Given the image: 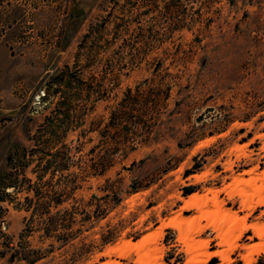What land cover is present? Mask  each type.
Masks as SVG:
<instances>
[{"label": "rangeland", "instance_id": "374dc122", "mask_svg": "<svg viewBox=\"0 0 264 264\" xmlns=\"http://www.w3.org/2000/svg\"><path fill=\"white\" fill-rule=\"evenodd\" d=\"M157 85L168 98L155 141L113 157L104 176L83 170L112 147L99 131L126 91ZM67 160L62 208L95 195L106 209L72 242L97 246L80 264H257L264 253L245 259L264 242L253 229L225 239L227 217L264 224V0H0V227L15 244L26 197L42 177L64 189ZM194 194L207 198L185 207ZM11 255L0 247V264ZM78 255L69 245L38 264Z\"/></svg>", "mask_w": 264, "mask_h": 264}, {"label": "trees", "instance_id": "16d2710c", "mask_svg": "<svg viewBox=\"0 0 264 264\" xmlns=\"http://www.w3.org/2000/svg\"><path fill=\"white\" fill-rule=\"evenodd\" d=\"M166 91L167 89L163 90L160 85L156 87L149 86L147 89H142L140 86H137L135 90L128 89L122 101L111 113L110 121L103 130L99 131L102 139L110 143L112 147L105 149L99 144L98 158L91 160V163L87 165L88 168L83 170L87 171L88 174L96 173L99 176H104L109 166H112L113 157L117 155L122 158L127 157L130 153L137 151L138 147L147 146L155 141L161 114L159 107L168 98ZM178 146H181V143ZM56 155L59 157L61 152H57L55 157ZM143 162L144 160H141L139 163ZM137 164L136 160L132 161L129 168L124 167L123 169L130 170L136 167ZM68 165L69 161L65 165H61V168L59 167V170H57L60 173V177H56V180L58 178L57 183H59V186L64 185V189H55L56 187L49 189V181L42 177L39 178V186L35 189V197H26L25 211L30 213V215L25 220V226L20 233L17 244L0 227V247L3 248V251L12 252L9 259L10 264H38L69 245L74 249H78L79 254L78 257L72 260L71 264H80L83 257L92 252V248L97 247L93 244L87 245L83 243L81 246H76L72 243L91 227L83 230L84 228L106 217V209H102L99 204L100 199L95 195L83 206L73 205L62 208L70 195V186L74 182L73 179L64 175L65 171L68 170ZM194 171H196L195 165L190 170L185 171V177L194 173ZM52 175L54 176L55 173ZM106 183L109 185V180H106ZM20 184L16 180L15 182L10 181L6 186L7 189L9 187L20 189ZM129 188L132 193H136L143 187L132 183ZM74 189L76 188L72 190ZM193 192V189L189 187L184 189L183 195L188 196ZM6 194L10 195V193ZM1 201H6V199H1ZM115 202L119 204L121 198L117 196ZM88 208L92 210L89 211ZM0 211H3V209L0 208ZM35 235L38 236L40 247H33L28 241ZM113 241L114 239L109 230L107 235H103L101 246L104 247ZM214 263L216 261L211 264ZM257 264H264V255L258 259Z\"/></svg>", "mask_w": 264, "mask_h": 264}, {"label": "bare ground", "instance_id": "6f19581e", "mask_svg": "<svg viewBox=\"0 0 264 264\" xmlns=\"http://www.w3.org/2000/svg\"><path fill=\"white\" fill-rule=\"evenodd\" d=\"M204 198H207V197H202V196H199L197 194H194L189 198L188 201L185 202V207L190 208L192 205L198 203L200 200L203 201ZM263 203H264V200L262 201L260 199L258 204L261 205ZM197 206H199V205H197ZM226 219L233 224V227L229 230L227 238L225 239L227 243H228V238L236 236L235 235L236 232H238L237 236L239 238L242 235V234H240L241 231L244 232V231L249 230V229H253L255 234L257 235V237H259L261 240L264 239V224L263 225H257L256 224V225H249L248 226L245 223V220H240L237 216H233V217H229V218L227 217ZM162 227H164V225H162ZM149 238H150V236L147 235V237H143V239L141 241H139L138 243H132L129 241L128 243L126 242L127 244L125 246H127L128 248H136L138 251L139 248H141L147 241H149L148 240ZM246 249L251 250L249 252V254L245 257L246 261L251 263L254 260L253 259L254 254L261 255L264 253V242L255 244V245L251 246L249 249L248 248H246ZM224 254H227V253L224 252ZM224 254L222 252H218V253L210 254L209 257L212 258L213 256H215V257L220 256L224 261H230V258ZM247 262H245V263H247ZM153 264H157V263H153Z\"/></svg>", "mask_w": 264, "mask_h": 264}]
</instances>
